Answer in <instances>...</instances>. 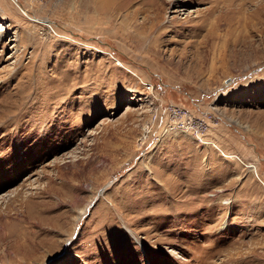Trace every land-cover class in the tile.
Returning <instances> with one entry per match:
<instances>
[{"label":"rangeland","instance_id":"374dc122","mask_svg":"<svg viewBox=\"0 0 264 264\" xmlns=\"http://www.w3.org/2000/svg\"><path fill=\"white\" fill-rule=\"evenodd\" d=\"M0 264H264V0H0Z\"/></svg>","mask_w":264,"mask_h":264},{"label":"built area","instance_id":"2783aa9c","mask_svg":"<svg viewBox=\"0 0 264 264\" xmlns=\"http://www.w3.org/2000/svg\"><path fill=\"white\" fill-rule=\"evenodd\" d=\"M147 85H148V86H147L148 88H150V87H151V84H147Z\"/></svg>","mask_w":264,"mask_h":264}]
</instances>
